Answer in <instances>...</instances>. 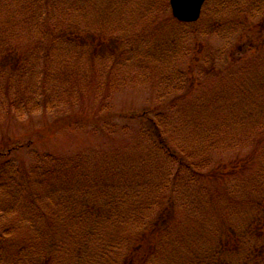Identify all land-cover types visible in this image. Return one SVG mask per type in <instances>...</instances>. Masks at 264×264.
<instances>
[{"label": "trees", "instance_id": "trees-1", "mask_svg": "<svg viewBox=\"0 0 264 264\" xmlns=\"http://www.w3.org/2000/svg\"><path fill=\"white\" fill-rule=\"evenodd\" d=\"M70 1L0 0V11L13 5L32 27L30 45L24 47L17 40L9 41L8 25L0 21V70L5 55L16 49L12 44L25 51L0 81L4 86H22V97L26 96L24 86H39L44 93V113L55 108V103L60 109L73 108L70 116L56 119L55 125L41 126L37 134L50 136L72 127L109 140L112 147L118 144L115 151L126 155L123 163H129L137 180L146 183L136 186L128 169L110 168L108 159L99 153L69 157L56 174L49 169L52 156H36L32 166L44 164L46 169L39 181L30 175V163L25 161L27 167L22 164L19 171L11 172L12 185L0 203V214L6 215H0V264H264V45L256 46L260 39L264 42V0H243L247 10L233 9L232 0H208L202 15L210 11L209 35L202 20L185 25L170 13L168 18L161 15V9L167 11L166 0H86V11L99 16L110 9L112 16L107 18L114 17L112 24H103L101 19L92 29L67 19L73 7ZM103 1L110 5H101ZM154 5L160 17L153 20L152 29L148 20ZM50 16H58L52 24ZM249 17L257 22L249 23ZM212 35L222 46L210 44L208 36ZM200 36L207 42H201ZM245 38L247 44L241 41ZM151 48L159 53V69H172L162 80L165 85L167 78L173 79L175 86L170 91L154 86L155 99L165 94L166 101L137 112L127 107L113 110L111 95L119 94L125 81L120 62L129 54L139 68L136 81L152 82L147 58ZM56 51L60 56L70 55L71 63L55 71L52 56ZM250 51L253 57L262 54L260 87L249 86L252 79L247 86L237 82L231 87L234 73L212 98L205 87L220 77L218 67L229 71L241 60L237 55ZM34 53L43 54L46 69L39 85L29 58ZM47 86L49 93H45ZM216 99L221 105L211 106ZM180 102H188L186 118L179 119ZM12 114L8 108L5 123L12 120ZM119 135L135 136L141 145L130 144ZM8 142L4 136L0 139V158L27 145L18 144V138ZM234 142L238 145L231 147ZM136 150L142 153L134 154ZM90 165L98 169L90 170L86 167ZM4 172H0L1 182L7 175ZM94 179L93 184L100 185L96 189L75 191ZM115 180L120 190L101 187ZM196 205L200 213L192 223L190 215Z\"/></svg>", "mask_w": 264, "mask_h": 264}, {"label": "rangeland", "instance_id": "rangeland-1", "mask_svg": "<svg viewBox=\"0 0 264 264\" xmlns=\"http://www.w3.org/2000/svg\"><path fill=\"white\" fill-rule=\"evenodd\" d=\"M168 1V0H166ZM237 0H232V5L231 7L235 10L240 9V8H244V1L242 0V2L240 3L241 0H239V3L236 4ZM256 1V0H255ZM72 4V10L70 12L67 13V19L69 18L70 21H76V22H83L86 26L90 27L91 29L96 27L97 23L102 19V23L103 24H112L114 22V17L111 19H108V16H112L110 13H108V11L110 9H106L104 11H102V15L98 16V13L95 12H91V11H86L85 4H86V0H83L82 2H80V4H75L77 3V0H71L70 1ZM51 4H53V1L50 2ZM61 4V1H59V5ZM101 5L104 6H109L110 3L109 1H103V3ZM163 5V4H162ZM3 9V8H2ZM246 9V8H244ZM162 11H164V13H161V15H164L166 18H168L170 10H169V6L167 5V11L164 9H161ZM247 10V9H246ZM254 10L251 12V15L253 14ZM264 12V11H263ZM15 15V18H13L14 20L12 21V15ZM57 15V14H56ZM115 15V14H114ZM160 13L159 11L156 12L155 9V5H154V9L151 12V21L148 20V24L152 27V29H154V24H153V20H157ZM250 15V17H251ZM39 16H44L43 14H38L37 17ZM59 16V15H58ZM58 16H50V24H52L55 19H57ZM249 17V18H250ZM249 18L247 19L248 22L250 23H256V19L255 18ZM0 21L3 23V26L5 24V26L8 25V33H9V41H19V44H22L24 47L29 46L30 45V41L32 38V27L29 28L30 24L28 21H25L22 13L20 12V10H16L14 8L13 5H10V8L7 7L4 11H0ZM5 21V22H4ZM0 22V26L2 25ZM202 22H205L203 25H206L208 29H206V35L210 34V26L209 23H211V15H210V11L203 16L202 18ZM237 22V19H235V23ZM10 23V24H9ZM39 23V22H38ZM40 24V23H39ZM39 24H35L33 23L32 25H39ZM202 25V27H203ZM174 27H176V25H173ZM201 27V26H200ZM156 30V29H155ZM161 29H158V31H160ZM163 32L164 29H162ZM118 32H115L114 35L116 36ZM237 36L240 35V31L239 33H236ZM114 37V36H113ZM209 40H210V44L215 47L218 48L220 46H222L221 42L219 41V39L217 37H215L214 35L212 36H208ZM235 39H237L236 37H234ZM129 40H131V36L129 37ZM191 38L189 37V43H190ZM199 40L201 42H207L206 38H203L202 36H200ZM240 41V40H238ZM244 42V44L248 43V39L245 38V40H241ZM260 41V42H259ZM256 44V46L258 45H264V42H261V39L259 40ZM130 42V41H129ZM231 42V41H230ZM12 47L16 48L14 50H11L9 53L10 54H6L5 57V66L4 68H2L0 70V77L2 79L3 76L7 75L13 67H11V65H15L17 60H19L18 54L19 53H23L25 51H21L20 46H18L17 44H12ZM10 46V47H11ZM19 48V49H17ZM152 50H150V58H148V66L149 69L151 71H153V75H151L150 77L152 78V82L147 79L146 81H144L142 84L136 81V74L139 70V68H137L135 66L134 60L131 56H129V54H127L122 61L120 62L119 66H123L124 72H125V81H124V87L119 89L117 92H119V94H112L111 95V102L113 103V110H118L120 111L121 109L127 107V110H132L131 108H133V111L137 110H141L144 108H148L152 105H159L162 104L166 101L165 98V94L163 99L158 100L155 99L154 97V86L158 85L159 88H161V90H165V92H167L166 88H168V90L170 91L173 86V79L172 78H167L166 82L164 83L165 85L162 84V80L166 78V76L168 75V72H171L172 69L170 70H160L158 67V64L160 63V59H159V53H155V51L153 50V48H151ZM20 50V51H19ZM143 52H145L144 49H141ZM42 51V50H41ZM60 53H57V51L55 52V54L52 56L53 59V66H54V70H61L65 65L71 63L69 57L68 56H63V55H59ZM262 54H260L259 56H254L253 57V53L247 52L245 55H237V58H240L241 60L236 64L235 67H233L231 70L227 71L224 68L226 67H218V70L220 72V77L217 79H211L209 81V84L205 87L206 91H208L207 93H209L212 98L213 97H217L218 93V89L226 84L228 79H232V74L237 73V75L231 80L232 82V86L237 85V82H239L240 84H244V86H247L246 82L248 80V83L250 84L249 86H254V87H260V83H261V78L263 77V70L261 69L262 67L258 68L260 66V56ZM29 58L33 61L35 67H34V80L35 83L37 85L41 84L43 79H44V72L46 69L45 66H43L42 61H43V54H37L34 53L32 56H29ZM69 59V60H68ZM7 61V62H6ZM167 64L171 65V63H169V61L164 60ZM252 62V65L255 66H250V68H244L243 71H240L243 66L245 65V67L250 64ZM18 63V62H17ZM222 63L224 66H227L228 62L225 59H222ZM118 66V67H119ZM61 67V68H59ZM85 71L88 69V67H84ZM180 70L183 71L184 70V65L182 64L180 66ZM179 70V71H180ZM246 71L247 72L245 75L244 73ZM52 73V71H51ZM143 77H147L145 74H142ZM149 77V76H148ZM184 79L179 80V83H182ZM152 83L154 85H152ZM8 86H4L3 83H1L0 81V139L2 138V136L6 137V139H8L10 142H15V139L18 138L20 140L21 143L18 144H27L22 146L20 149H17L16 151L12 152L10 154V156L6 155L5 157H1L0 160V172H3V170H5L4 174H7L4 178H2V182L0 181V203H2L5 199L6 196L8 194V192H6L12 185V181H11V177L10 174L12 171H19V168L22 167V164L24 165V167H27V164L25 161H27L28 163H30V175L32 177L36 178V181H39L40 177L42 178L43 175L46 173V169H45V165L44 164H37L35 163L32 166V161L34 160L33 158H35L36 156H42V155H49L52 156V158L54 159L50 164H49V169H51V173L56 174L59 173L60 170V164L61 162H66L69 160V157H73V156H77L78 153H92L94 155H97V153L99 154H104V158L108 159L109 161V167L112 169H116V170H121V169H128L131 173V177L133 178V180L135 179V184L136 186H140L141 183H146V182H140L137 180L135 174L132 172L129 163L125 164L123 163V159L125 158L124 153L119 150V151H115L117 147H119L118 144H116L114 147H112V145L110 144V142H108L109 140H107L106 142H104L102 139L103 138H96L95 136H89L87 134V132L85 131H78L72 127L68 128V129H62L60 131L54 132L49 136V133L42 135V133L37 134L38 129H41V126H48L51 123L53 124L54 121L56 119L61 118L62 116H70L73 113V108L71 106L72 109H70L68 107V105L65 107L64 109H60L59 106H57V104L55 103V108H53L52 110H49L48 113H44V93H43V89H39V86H37V88L33 89L31 87H26L24 86L25 90H26V96L22 97L21 95V90H22V86H17L16 85H9L7 83H5ZM226 86V85H225ZM248 86V87H249ZM4 87H10L9 91H5ZM86 85L82 84L81 89L85 90ZM230 87V86H229ZM56 89L58 90V92H61V88L60 85L56 86ZM89 89V88H88ZM51 90L50 87H46L45 93H49V91ZM76 91H78V89L75 87L73 88V93L75 94ZM170 94V93H169ZM161 95V94H160ZM159 95V96H160ZM19 98H21V100H19ZM153 98V101H152ZM152 101V102H151ZM48 102V101H47ZM60 106H65L63 103L59 104ZM177 105L180 106V113L182 114L180 118L184 117L186 118L188 116V113H184V109L188 110V102H180L177 103ZM215 105H221V103L216 99L215 102L211 103V106H215ZM8 108H10V110L17 116H15L14 114H12V120L8 121L7 123H5V119L8 118L7 117V112H8ZM75 109V107H74ZM176 114V111H173ZM192 114V113H190ZM189 114V115H190ZM9 119V118H8ZM55 125V123H54ZM134 126V125H133ZM123 127V125H122ZM139 128V127H138ZM2 129V130H1ZM139 130V129H138ZM6 132H8V134H6ZM244 133V132H243ZM246 133V132H245ZM26 135H28L27 137H25ZM46 136H48L49 138L47 140H45ZM40 138H42L40 140ZM119 138L122 140H125L126 142L129 141L130 144H136L137 142H139V144L141 145L140 141L135 137V136H131L130 138L127 137H123L119 135ZM130 140H132L133 142H131ZM32 143H29L31 142ZM10 142H8L7 144L10 145ZM238 145L237 142H234L231 144L232 146ZM8 146V145H6ZM25 146H30L29 148H25ZM9 147V146H8ZM5 151L3 152V154H6V149H4ZM112 150L110 153H108L106 155V153ZM203 150H200V153ZM32 152H34L35 154L32 155ZM141 150H136V152L134 154H141ZM133 154V155H134ZM55 157H54V156ZM136 156V155H135ZM58 157V158H57ZM138 157V156H137ZM145 160L148 159L147 154L144 155ZM75 159V157L73 158ZM32 166V167H31ZM87 168H89L90 170L96 171L98 169V166L96 165H90V166H86ZM103 169V168H102ZM101 169V170H102ZM8 172V173H7ZM95 179L92 181L87 182L86 184H84L85 187H78L75 189L76 192H80L81 188H84V190H88V191H92L94 189H96L98 186H95L94 183ZM148 183L152 182V178L149 179L147 181ZM113 185H105L102 184L101 187L103 188H108L111 187L114 190H120V183L118 180H115V183L112 182ZM121 188H123V186H121ZM194 207V206H193ZM194 214H191V218L192 223H195V219L198 220V214L200 213V206L196 205L194 207V209H192ZM182 212V210H181ZM180 212V215H181ZM4 213V212H3ZM1 213L0 215H2L3 218L6 217L5 214ZM179 215V216H180ZM178 216V217H179ZM101 225L98 226V229L96 230H100ZM104 226V225H103ZM189 227V224L187 226L184 227V229H182L183 231H185L187 228ZM37 230V229H36ZM103 230V229H102ZM130 231V230H129ZM132 233H134L135 231L131 230Z\"/></svg>", "mask_w": 264, "mask_h": 264}, {"label": "water", "instance_id": "water-1", "mask_svg": "<svg viewBox=\"0 0 264 264\" xmlns=\"http://www.w3.org/2000/svg\"><path fill=\"white\" fill-rule=\"evenodd\" d=\"M205 0H169L172 16L180 22L197 21Z\"/></svg>", "mask_w": 264, "mask_h": 264}]
</instances>
